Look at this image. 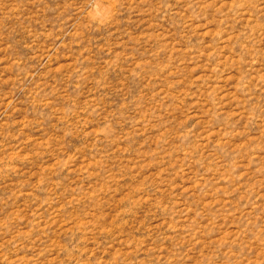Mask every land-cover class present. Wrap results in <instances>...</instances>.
<instances>
[{"label": "rangeland", "instance_id": "obj_1", "mask_svg": "<svg viewBox=\"0 0 264 264\" xmlns=\"http://www.w3.org/2000/svg\"><path fill=\"white\" fill-rule=\"evenodd\" d=\"M0 264H264V0H0Z\"/></svg>", "mask_w": 264, "mask_h": 264}]
</instances>
